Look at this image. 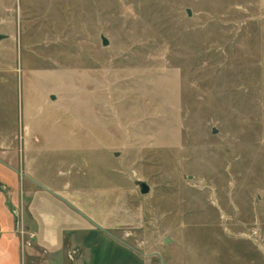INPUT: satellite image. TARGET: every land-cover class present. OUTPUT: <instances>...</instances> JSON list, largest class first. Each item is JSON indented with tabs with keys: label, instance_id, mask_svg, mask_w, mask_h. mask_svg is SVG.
I'll use <instances>...</instances> for the list:
<instances>
[{
	"label": "rangeland",
	"instance_id": "1",
	"mask_svg": "<svg viewBox=\"0 0 264 264\" xmlns=\"http://www.w3.org/2000/svg\"><path fill=\"white\" fill-rule=\"evenodd\" d=\"M0 34L1 159L120 194L158 264H264V0H0Z\"/></svg>",
	"mask_w": 264,
	"mask_h": 264
},
{
	"label": "crops",
	"instance_id": "2",
	"mask_svg": "<svg viewBox=\"0 0 264 264\" xmlns=\"http://www.w3.org/2000/svg\"><path fill=\"white\" fill-rule=\"evenodd\" d=\"M23 120L15 116L13 138ZM44 166L19 171L0 158V264H158L163 249L146 231L141 210L120 194L105 200L102 190L44 173Z\"/></svg>",
	"mask_w": 264,
	"mask_h": 264
},
{
	"label": "water",
	"instance_id": "3",
	"mask_svg": "<svg viewBox=\"0 0 264 264\" xmlns=\"http://www.w3.org/2000/svg\"><path fill=\"white\" fill-rule=\"evenodd\" d=\"M186 13H187V15H189V11H188V10H186ZM2 37H3V35L0 34V38H2ZM100 43H101L102 46H105V45L107 44L106 39H105L102 35L100 36ZM49 99H53V96H52V95H49ZM138 187H139V192H140L141 194H144V193H146V192L148 191V186H147V184H146L145 182H143V181H140V182L138 183ZM167 240H168L167 237H165V238L163 239L164 243H166Z\"/></svg>",
	"mask_w": 264,
	"mask_h": 264
},
{
	"label": "built area",
	"instance_id": "4",
	"mask_svg": "<svg viewBox=\"0 0 264 264\" xmlns=\"http://www.w3.org/2000/svg\"><path fill=\"white\" fill-rule=\"evenodd\" d=\"M19 232H20V235H21V237L24 235V230H22V228L19 230ZM32 234H29V236H31Z\"/></svg>",
	"mask_w": 264,
	"mask_h": 264
}]
</instances>
